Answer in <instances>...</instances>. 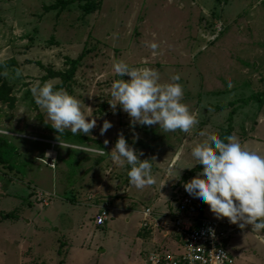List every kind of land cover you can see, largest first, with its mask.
Instances as JSON below:
<instances>
[{
	"label": "rangeland",
	"instance_id": "rangeland-1",
	"mask_svg": "<svg viewBox=\"0 0 264 264\" xmlns=\"http://www.w3.org/2000/svg\"><path fill=\"white\" fill-rule=\"evenodd\" d=\"M152 42L155 55L147 47ZM78 56L72 78L56 88L61 80L51 73L67 70L65 60ZM115 61L155 69L160 83L178 73L181 102L196 120L189 132L133 126L134 136L127 114L119 105L113 113L107 103H115L112 81L129 79L115 75ZM45 82L74 96L82 113L95 119L88 135L76 134L81 142L67 129L57 134L34 103L31 88ZM263 91L264 0H0V229L32 232L27 237L39 242L15 252L0 241V264H64L56 240L79 228L88 231L94 206L103 199L116 208L108 210L103 225L91 228L96 234L111 226L128 240L134 230L154 239L140 225L141 210L149 208L157 219L175 210L187 194L183 184L200 171L190 155L197 143L228 130L244 148L264 155V103L254 98ZM104 120L112 127L101 136ZM119 134L142 153L139 159L155 157L156 184L137 190L128 184V166L110 161L107 153ZM52 158L54 168L48 166ZM169 164L173 171L166 175ZM193 202L200 217L214 218L206 204ZM218 221L233 229L223 243L234 264H264V230ZM115 244V264H137L133 252L128 262ZM90 255L83 260L97 264Z\"/></svg>",
	"mask_w": 264,
	"mask_h": 264
},
{
	"label": "clouds",
	"instance_id": "clouds-1",
	"mask_svg": "<svg viewBox=\"0 0 264 264\" xmlns=\"http://www.w3.org/2000/svg\"><path fill=\"white\" fill-rule=\"evenodd\" d=\"M147 47L153 55L156 54V43H148ZM112 71L118 77L127 76L129 79L112 81L110 96L115 103H107L113 113L119 105L120 110L127 114L134 136L133 126L157 125L163 132L178 129L188 133L196 123L194 114L181 102L183 90L177 83L180 80L178 73L169 77L170 82L160 83L155 69L133 68L122 61H115ZM31 92L34 103L45 111L51 121L50 127L57 134H63L67 129L73 136L78 132L88 135L96 126L91 115L82 113L81 102L63 89L53 90V85L45 82L34 85ZM111 127V123L104 120L99 127V135L103 136ZM104 143L106 145L107 140ZM107 154L113 165L128 166L126 175L130 186L141 190L156 184L151 163L155 157L139 159L142 153L134 150L122 134L118 135ZM190 155L195 161L193 166L198 165L200 171L183 184L185 192L196 203L206 204L217 220L227 218L229 224L241 230L251 226L254 233L264 230V155L247 150L232 136L223 140L208 136L191 149ZM172 171V164L164 169L166 175ZM166 181L160 183L159 190ZM208 233L214 236L213 229L209 228ZM221 255L223 252L219 253Z\"/></svg>",
	"mask_w": 264,
	"mask_h": 264
},
{
	"label": "crops",
	"instance_id": "crops-1",
	"mask_svg": "<svg viewBox=\"0 0 264 264\" xmlns=\"http://www.w3.org/2000/svg\"><path fill=\"white\" fill-rule=\"evenodd\" d=\"M49 152H52L54 155V152L48 149L47 150L48 155L50 154ZM2 195L3 194L0 193V197ZM103 200L108 201V205L106 208L107 212L109 209L115 210L116 207L110 203V199H103ZM102 201L99 204L94 206L97 210L96 215L99 211V207ZM194 212L196 213L195 210ZM5 217L9 218V215ZM108 217L104 220L105 222L108 219ZM140 218L142 219V214ZM105 222H103L101 225H103ZM94 225L95 227L101 226V225H96L93 219V226L91 228H93ZM95 227L94 229H96ZM91 228L88 231L82 230L83 228H79L74 231H71V233L69 231L67 233V236H68L67 238H64L62 241L60 239H57L56 240L57 242L56 243V247H57L56 253H58V250H59L58 248H61V247L63 251L62 252L63 257L61 256L59 260L62 259L64 261V259H66L64 264H67V263L68 264H72V263L91 264V263H88V260L87 261L86 259L83 260V258H85V256L86 257L91 256L90 254H95L96 256L95 262H97V264H102L104 262L105 257H110V260L106 261L105 263L115 264V262H117V258H118L117 256L119 255V253L115 250L116 242H118L119 246L122 247L125 253L124 259L128 261L129 253L133 252V255H134V258L137 264H140V263L149 264L148 257L146 259L145 257H143V255H146V252L148 251L151 253L153 250H156V247L159 250H162L165 252H171V253H176L180 250L179 245L177 244L176 240L172 236L170 225L166 221L165 214L160 215L158 219L156 217V220H153L152 225H150L148 228L142 227L143 229L147 231L148 230L152 231L150 233H152V235L154 234V239L151 236L138 237L139 234H136L135 230H134V238H131L130 240H128V237L125 236L126 235L125 232L120 231L118 232L119 234L118 235L117 234L118 229H114V228L112 229L111 226L108 228V231H105L102 234H99V233L96 234L95 230H92ZM158 228L162 230L160 231L161 234L155 233V230ZM14 229H10V228L0 229V241L3 244L2 247H10V248H13L15 251L17 250L18 247L24 246L25 243L29 245L31 242V245L33 248H34L33 244L39 245V242L33 241L32 237L31 239L27 237V234L29 236H32L34 233L32 232L29 233L26 231L25 232L26 234H25L21 232L24 230L16 231ZM104 240H105V243H103ZM112 242H115V243H112ZM2 251H5V249L4 250L2 249L0 252Z\"/></svg>",
	"mask_w": 264,
	"mask_h": 264
},
{
	"label": "built area",
	"instance_id": "built-area-1",
	"mask_svg": "<svg viewBox=\"0 0 264 264\" xmlns=\"http://www.w3.org/2000/svg\"><path fill=\"white\" fill-rule=\"evenodd\" d=\"M54 168V158L48 162ZM43 199L46 204L48 196ZM108 201L103 200L94 219L96 225H101L107 218ZM193 199L188 194H182L177 199L176 208L166 215L172 236L180 247L176 253L165 252L159 249L148 255L149 264H234L235 258L223 240L231 227L224 228L222 224L212 218L200 217L194 212ZM141 226L149 227L156 220L149 208L141 210ZM214 230L210 236L208 229ZM223 255L219 256V253Z\"/></svg>",
	"mask_w": 264,
	"mask_h": 264
},
{
	"label": "trees",
	"instance_id": "trees-1",
	"mask_svg": "<svg viewBox=\"0 0 264 264\" xmlns=\"http://www.w3.org/2000/svg\"><path fill=\"white\" fill-rule=\"evenodd\" d=\"M63 3H68V1H64ZM79 60H80L79 56L77 58H74V59L67 58L65 60L66 65H68L67 70H65L63 72H52L51 73L53 76H57L61 80L60 85H57L56 88L61 86V84H63L64 81H69L72 78L74 71H75L76 67L78 66ZM254 98L258 103H264V91L254 95ZM227 136H229V131L225 130L222 133H220L217 138H220L223 140V138L227 137ZM75 137H76L77 142H81V139L79 137H77V135H75Z\"/></svg>",
	"mask_w": 264,
	"mask_h": 264
},
{
	"label": "bare ground",
	"instance_id": "bare-ground-1",
	"mask_svg": "<svg viewBox=\"0 0 264 264\" xmlns=\"http://www.w3.org/2000/svg\"><path fill=\"white\" fill-rule=\"evenodd\" d=\"M49 153L53 155V153H52V152H49Z\"/></svg>",
	"mask_w": 264,
	"mask_h": 264
}]
</instances>
